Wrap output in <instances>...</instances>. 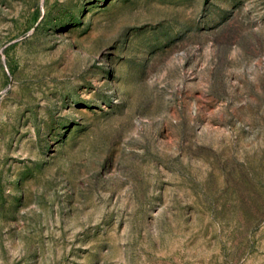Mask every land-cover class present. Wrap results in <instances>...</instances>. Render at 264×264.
Returning a JSON list of instances; mask_svg holds the SVG:
<instances>
[{"label": "rangeland", "instance_id": "374dc122", "mask_svg": "<svg viewBox=\"0 0 264 264\" xmlns=\"http://www.w3.org/2000/svg\"><path fill=\"white\" fill-rule=\"evenodd\" d=\"M0 264H264V0H0Z\"/></svg>", "mask_w": 264, "mask_h": 264}]
</instances>
